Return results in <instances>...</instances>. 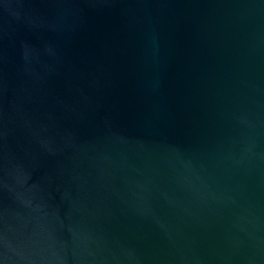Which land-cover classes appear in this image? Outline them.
Returning a JSON list of instances; mask_svg holds the SVG:
<instances>
[{
	"label": "water",
	"instance_id": "1",
	"mask_svg": "<svg viewBox=\"0 0 264 264\" xmlns=\"http://www.w3.org/2000/svg\"><path fill=\"white\" fill-rule=\"evenodd\" d=\"M0 264H264V0H0Z\"/></svg>",
	"mask_w": 264,
	"mask_h": 264
}]
</instances>
